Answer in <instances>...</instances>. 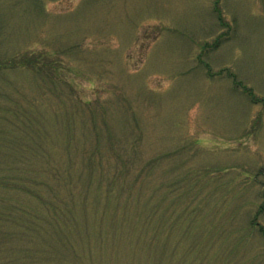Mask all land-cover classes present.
<instances>
[{
    "label": "rangeland",
    "instance_id": "obj_1",
    "mask_svg": "<svg viewBox=\"0 0 264 264\" xmlns=\"http://www.w3.org/2000/svg\"><path fill=\"white\" fill-rule=\"evenodd\" d=\"M258 99L264 0H0V264H264Z\"/></svg>",
    "mask_w": 264,
    "mask_h": 264
},
{
    "label": "trees",
    "instance_id": "obj_2",
    "mask_svg": "<svg viewBox=\"0 0 264 264\" xmlns=\"http://www.w3.org/2000/svg\"><path fill=\"white\" fill-rule=\"evenodd\" d=\"M248 93H249V95H250L251 97H253V99H254L255 95L252 93L251 89L248 90ZM256 100H257V99H256ZM258 100L263 101V100H261V99H258ZM263 102H264V101H263Z\"/></svg>",
    "mask_w": 264,
    "mask_h": 264
}]
</instances>
